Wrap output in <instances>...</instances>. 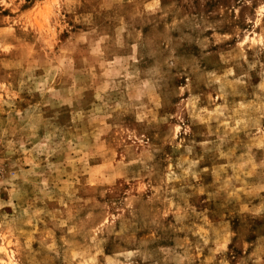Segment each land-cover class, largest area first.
<instances>
[{
	"label": "rangeland",
	"instance_id": "rangeland-1",
	"mask_svg": "<svg viewBox=\"0 0 264 264\" xmlns=\"http://www.w3.org/2000/svg\"><path fill=\"white\" fill-rule=\"evenodd\" d=\"M0 264H264V0H0Z\"/></svg>",
	"mask_w": 264,
	"mask_h": 264
}]
</instances>
